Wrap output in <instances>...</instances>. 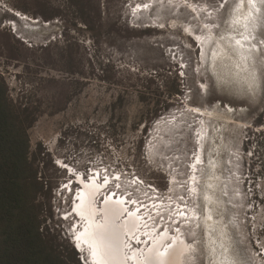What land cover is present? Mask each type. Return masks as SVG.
Listing matches in <instances>:
<instances>
[{
    "label": "rangeland",
    "instance_id": "obj_1",
    "mask_svg": "<svg viewBox=\"0 0 264 264\" xmlns=\"http://www.w3.org/2000/svg\"><path fill=\"white\" fill-rule=\"evenodd\" d=\"M241 3L0 0V75L34 118L40 227L68 263L94 264L75 243L93 181L97 209L112 196L143 221L127 253L180 231L184 264H264V0Z\"/></svg>",
    "mask_w": 264,
    "mask_h": 264
},
{
    "label": "trees",
    "instance_id": "obj_2",
    "mask_svg": "<svg viewBox=\"0 0 264 264\" xmlns=\"http://www.w3.org/2000/svg\"><path fill=\"white\" fill-rule=\"evenodd\" d=\"M33 121L11 102L0 75V264H70L44 244L40 199L48 188L30 159Z\"/></svg>",
    "mask_w": 264,
    "mask_h": 264
},
{
    "label": "bare ground",
    "instance_id": "obj_3",
    "mask_svg": "<svg viewBox=\"0 0 264 264\" xmlns=\"http://www.w3.org/2000/svg\"><path fill=\"white\" fill-rule=\"evenodd\" d=\"M240 5H241V9L243 11L249 12V10H250L249 0H242V3ZM239 11H241V10L239 9ZM247 38H248V36H247ZM231 49H233V48H231ZM238 50L240 52V49H238ZM213 52L216 54L215 50ZM220 52H222V51H220ZM245 52H246V50H245ZM231 53H233V52H231ZM216 57H217V55H216ZM235 62H237V61L235 60ZM246 62H247V58H246ZM237 65H238V63H237ZM239 68H241V65L239 66ZM199 160L200 159L198 158L197 161H199ZM82 188L83 189L79 195L81 196V194H83V196L85 197V205H84L85 215L82 217L79 214V210H77L78 206L81 204L80 197H79L78 205H76V212L85 221V227H84V230L82 232H78L76 234L75 243L77 245L79 244V248H82L83 246H85L87 248V250L89 252L90 259L93 262H94V258L91 255V249L89 248L88 243L85 242L83 239L77 240V236H80V234L83 233L86 228H89V225H91V228H89V231L95 229L97 225H105L106 226L107 232L109 233V236L111 238V243L113 246L112 255L110 257L112 264H142V262L144 261V258L146 256H148V255L156 256L157 253H164V256L162 258L163 264H184V261L187 258V256L191 254L190 245L180 235V231H178L177 234L175 236H172V237L169 236L167 232L162 233L161 235H157V236H153V234H151L148 237V239L151 240L150 243H148V244L146 243V245H145V243H143L145 246L142 247L141 250L134 249L133 251H130L129 253H127V250L130 249L129 243L127 244V241L133 237L135 238V241L137 239H139V235H137V234H139L138 229H139L140 224H143V221L140 218H138L137 211L135 210V211L129 212L128 210L125 209V207L123 205V200H121V199L114 200L112 198V196L107 197L105 199V201L101 203L102 204L101 208L97 209V207L93 203V200H94L95 195L100 190V187L97 186L93 181H91L90 183H87V184L83 183ZM210 198H209L208 202L210 201ZM98 215L101 216V219L99 221L96 220V217ZM203 221H204L205 226L207 228H209L208 233H207L209 236L208 241L214 242V244L211 243L212 246L214 245L213 249H216L215 244H218L219 247H221V246L223 247L222 250H226V248L228 246L223 243L224 240H222V239L224 237L220 236V237H222L221 240H216L213 237V235L211 233H209L210 230L215 225L214 224L215 221H214V218L212 217L211 213H209L207 211V216L203 219ZM216 227H218V226H216ZM149 232L152 233V231H149ZM221 264H225V263H223L221 261Z\"/></svg>",
    "mask_w": 264,
    "mask_h": 264
},
{
    "label": "snow or ice",
    "instance_id": "obj_4",
    "mask_svg": "<svg viewBox=\"0 0 264 264\" xmlns=\"http://www.w3.org/2000/svg\"><path fill=\"white\" fill-rule=\"evenodd\" d=\"M254 0H249V3H253ZM239 43V41H237ZM107 183V180H105ZM81 204L78 206L79 214L83 217L85 215V197L83 194L80 196ZM91 228V225H89ZM86 228L80 236H77V240L83 239L88 243L91 249V255L94 258V264H112L110 259L113 251L111 238L107 232L105 225H97L95 229L89 231ZM79 247V244L77 245ZM164 253H157L156 256L148 255L144 258L142 264H163Z\"/></svg>",
    "mask_w": 264,
    "mask_h": 264
},
{
    "label": "flooded vegetation",
    "instance_id": "obj_5",
    "mask_svg": "<svg viewBox=\"0 0 264 264\" xmlns=\"http://www.w3.org/2000/svg\"><path fill=\"white\" fill-rule=\"evenodd\" d=\"M206 26H207L208 28H210V26H208L207 24H206ZM227 33H228V30H225L224 32L221 33V36H219V37H215V36L212 34V32H211V33H208L209 37H207V39L213 37V39H214V44H216V41H217L219 38H221L222 36H225V38H226V37H227V36H226ZM221 40L223 41L224 38H222ZM214 44L212 43V46H213V47H214ZM213 47H212V49H213Z\"/></svg>",
    "mask_w": 264,
    "mask_h": 264
}]
</instances>
